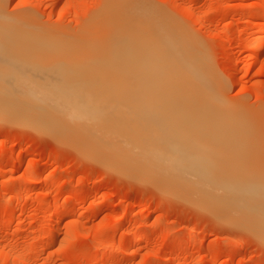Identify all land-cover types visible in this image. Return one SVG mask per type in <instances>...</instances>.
<instances>
[{"label": "rangeland", "instance_id": "obj_1", "mask_svg": "<svg viewBox=\"0 0 264 264\" xmlns=\"http://www.w3.org/2000/svg\"><path fill=\"white\" fill-rule=\"evenodd\" d=\"M131 6L167 17L199 45H193L199 49L193 60L225 104L211 131L223 141L242 138L240 143L262 156L252 157L254 168H264V0H0L5 17L47 38L100 36L98 51L83 48L69 55L97 68L116 65L124 56L107 48L124 40L122 20L116 32L112 25L101 29L103 14ZM45 133L0 120V264H264V240L250 229L106 168L69 140ZM229 140L226 147L233 146ZM229 147L239 154L236 162L254 161L252 151L246 157L242 146L238 153ZM135 235L142 238L136 250Z\"/></svg>", "mask_w": 264, "mask_h": 264}, {"label": "bare ground", "instance_id": "obj_2", "mask_svg": "<svg viewBox=\"0 0 264 264\" xmlns=\"http://www.w3.org/2000/svg\"><path fill=\"white\" fill-rule=\"evenodd\" d=\"M127 9H107L106 21L99 23L101 29L112 25L115 32L116 22L123 24L119 23L124 40L103 45L124 56L105 68L69 56L83 48L98 51L95 41H101L100 36L89 40L88 34L89 41L85 35L84 41L47 38L0 10V120L69 140L85 157L93 155L105 167L153 183L264 240V168H254L257 149L248 150L251 146L240 143L242 138L235 136L238 145L231 140L232 147L237 150L243 143L240 149L248 150L246 157L254 152L249 164L246 157L236 162L239 154L228 150L231 144L226 147L230 138L223 141L211 131L225 104L210 76L207 79L209 74L193 60L195 42L160 13ZM226 132L234 138L229 129ZM55 210L62 211L58 206ZM141 241L135 235L133 249Z\"/></svg>", "mask_w": 264, "mask_h": 264}]
</instances>
